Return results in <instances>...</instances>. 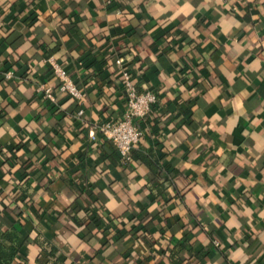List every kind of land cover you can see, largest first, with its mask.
Returning a JSON list of instances; mask_svg holds the SVG:
<instances>
[{"label": "crops", "instance_id": "1", "mask_svg": "<svg viewBox=\"0 0 264 264\" xmlns=\"http://www.w3.org/2000/svg\"><path fill=\"white\" fill-rule=\"evenodd\" d=\"M123 69L158 96L130 162L91 138ZM0 228L11 264H264V0H0Z\"/></svg>", "mask_w": 264, "mask_h": 264}, {"label": "built area", "instance_id": "2", "mask_svg": "<svg viewBox=\"0 0 264 264\" xmlns=\"http://www.w3.org/2000/svg\"><path fill=\"white\" fill-rule=\"evenodd\" d=\"M117 62L121 64L122 58H119ZM51 63L52 71L60 80V90L77 100H82L84 92L70 74L56 61L51 59ZM7 76H12V72H8ZM122 85L126 96V109L123 115L117 119L101 122L97 131L91 134V138L95 142H98L100 138L112 141L122 159L129 161L132 159L134 148L145 135L144 130L139 126V122L151 114L154 105L158 101V96L152 90L140 92L135 77L130 71L125 69L122 70ZM40 90L45 98L56 101L51 87L43 84L40 86ZM82 113L83 110H80L79 114L81 115ZM107 231L110 232L108 236L113 237L116 229L114 231L109 226Z\"/></svg>", "mask_w": 264, "mask_h": 264}, {"label": "trees", "instance_id": "3", "mask_svg": "<svg viewBox=\"0 0 264 264\" xmlns=\"http://www.w3.org/2000/svg\"><path fill=\"white\" fill-rule=\"evenodd\" d=\"M122 78V77H121ZM79 86V85H78ZM59 88H60V86H59ZM79 88L80 89H82V91L84 92V90H83V88H81L80 86H79ZM52 90H53V88H52ZM140 92H143V91H145V90H139ZM54 92V91H53ZM123 94H124V97H125V100H126V96H125V92H124V88H123ZM55 95V94H54ZM84 95H85V92H84ZM56 97V96H55ZM47 100H50V99H48V98H46ZM84 99V98H83ZM51 101V103H56V101H57V97H56V101H52V100H50ZM50 103V104H51ZM49 104H47V106H48ZM143 140V139H142ZM142 140L140 141V143L142 142ZM139 158H141L142 160H144L149 166H150V168L152 169V170H154V168H155V164H154V162H153V160H148L147 161V158L146 157H144V155L142 154V152H140L138 155H137ZM132 158H133V156H132ZM131 160V159H130ZM128 162H130V161H128ZM88 214H89V216H90V222H100V223H102V221L104 220V219H109V224H108V226L105 228V232L108 230V228H109V226L110 227H112L113 228V230L115 231V229H117V225H115V223H114V219L116 218V217H113V216H111L109 213H107L106 211H104V212H102L101 211V209L99 208V207H96V206H93V207H91V209H89L88 210ZM120 220V222H122L123 223V221H122V219H119ZM130 220H132V221H134V223L136 224V225H134V227H133V230H135V229H138V230H144V226L142 225V219H141V217H138L137 215H134L133 217H132V219H130ZM90 222H88L89 224H91ZM124 226L126 225L125 223L123 224ZM6 236H7V232H5L4 230H2L1 228H0V264H11L12 263V261L14 260V257H15V252H16V250L15 251H13V252H10L9 250H10V248L8 249V247L4 244V242H3V240L4 239H6ZM55 250H56V248H54L53 249V247H52V251H50L49 252V254L52 252V253H54L55 252ZM43 251H44V254H45V252H46V250L45 249H43Z\"/></svg>", "mask_w": 264, "mask_h": 264}]
</instances>
